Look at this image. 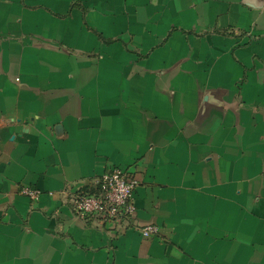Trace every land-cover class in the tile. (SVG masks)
Here are the masks:
<instances>
[{
	"label": "crops",
	"instance_id": "1",
	"mask_svg": "<svg viewBox=\"0 0 264 264\" xmlns=\"http://www.w3.org/2000/svg\"><path fill=\"white\" fill-rule=\"evenodd\" d=\"M0 264H264V0H0Z\"/></svg>",
	"mask_w": 264,
	"mask_h": 264
},
{
	"label": "built area",
	"instance_id": "2",
	"mask_svg": "<svg viewBox=\"0 0 264 264\" xmlns=\"http://www.w3.org/2000/svg\"><path fill=\"white\" fill-rule=\"evenodd\" d=\"M139 181L127 170L115 166L92 180L87 188L70 192L75 215L83 220H98L103 223L120 222L132 225L131 219L137 212L134 191ZM21 192L36 199L42 190L34 186H24ZM145 237L158 233V226L146 224L139 227Z\"/></svg>",
	"mask_w": 264,
	"mask_h": 264
}]
</instances>
